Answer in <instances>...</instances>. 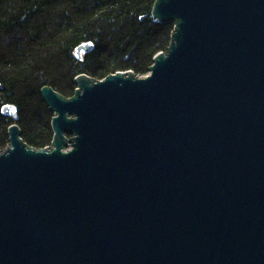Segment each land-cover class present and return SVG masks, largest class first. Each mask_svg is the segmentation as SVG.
<instances>
[{
    "label": "water",
    "instance_id": "95a60500",
    "mask_svg": "<svg viewBox=\"0 0 264 264\" xmlns=\"http://www.w3.org/2000/svg\"><path fill=\"white\" fill-rule=\"evenodd\" d=\"M151 15L174 29L147 74L40 89L50 146L2 106L0 264H264V0Z\"/></svg>",
    "mask_w": 264,
    "mask_h": 264
},
{
    "label": "trees",
    "instance_id": "16d2710c",
    "mask_svg": "<svg viewBox=\"0 0 264 264\" xmlns=\"http://www.w3.org/2000/svg\"><path fill=\"white\" fill-rule=\"evenodd\" d=\"M155 0H0V149L9 144L14 121L6 103L19 108L22 138L39 149L51 145L53 113L40 89L49 85L70 97L74 79L86 73L103 79L117 71L148 73L154 56L166 51L174 23L151 13ZM92 42L82 59L76 48Z\"/></svg>",
    "mask_w": 264,
    "mask_h": 264
},
{
    "label": "rangeland",
    "instance_id": "374dc122",
    "mask_svg": "<svg viewBox=\"0 0 264 264\" xmlns=\"http://www.w3.org/2000/svg\"><path fill=\"white\" fill-rule=\"evenodd\" d=\"M50 146V145H49Z\"/></svg>",
    "mask_w": 264,
    "mask_h": 264
}]
</instances>
